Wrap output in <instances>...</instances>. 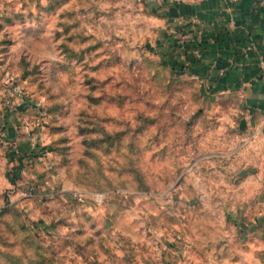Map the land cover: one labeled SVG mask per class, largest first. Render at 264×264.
<instances>
[{
    "label": "rangeland",
    "instance_id": "obj_1",
    "mask_svg": "<svg viewBox=\"0 0 264 264\" xmlns=\"http://www.w3.org/2000/svg\"><path fill=\"white\" fill-rule=\"evenodd\" d=\"M182 1L201 0H0V82L11 72L41 104L65 189L136 194L196 253L232 254L264 220V113L182 64L187 35L171 12ZM8 150L0 145V264H65L69 251L11 202Z\"/></svg>",
    "mask_w": 264,
    "mask_h": 264
},
{
    "label": "crops",
    "instance_id": "obj_2",
    "mask_svg": "<svg viewBox=\"0 0 264 264\" xmlns=\"http://www.w3.org/2000/svg\"><path fill=\"white\" fill-rule=\"evenodd\" d=\"M171 9L187 35L185 48L176 49L182 64L195 65L226 92L238 91L263 114L264 0L182 1ZM193 49L201 55L192 58ZM25 121L32 122L28 130ZM0 135L12 143L4 158L5 177L15 188L11 202L38 234L69 251L65 264H264V220L258 217L240 249L201 256L180 236L178 223L136 194H107L101 204L74 199L75 189L54 176L44 129L25 105L12 111L0 105Z\"/></svg>",
    "mask_w": 264,
    "mask_h": 264
},
{
    "label": "built area",
    "instance_id": "obj_3",
    "mask_svg": "<svg viewBox=\"0 0 264 264\" xmlns=\"http://www.w3.org/2000/svg\"><path fill=\"white\" fill-rule=\"evenodd\" d=\"M261 65L264 68V59L261 60ZM0 95L3 105L8 110L12 111L16 107L23 104L26 107H31V109L34 111V115L38 117L43 116L41 104L28 99L17 77L9 71H6L3 74V78L0 82ZM31 124L32 122L25 121L23 127L28 130ZM11 144V141L4 139L3 135H0V145L3 148L10 149L12 146ZM107 194L108 193L103 192L87 193L79 189H75L72 193V196L74 199L80 202L85 201L87 197H91L95 203L101 204L104 202Z\"/></svg>",
    "mask_w": 264,
    "mask_h": 264
}]
</instances>
